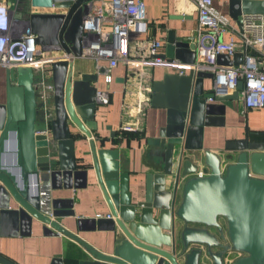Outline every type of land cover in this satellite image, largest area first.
<instances>
[{
	"label": "water",
	"instance_id": "obj_1",
	"mask_svg": "<svg viewBox=\"0 0 264 264\" xmlns=\"http://www.w3.org/2000/svg\"><path fill=\"white\" fill-rule=\"evenodd\" d=\"M86 0H9L14 18L27 8L65 9V12H29L27 23L35 43L61 44L67 54L81 55L82 9ZM264 15V0H229V17L243 31L249 16ZM181 19L183 16H171ZM164 57L193 64L196 49L169 31ZM220 65H239L242 52L220 54ZM54 87L53 114L37 102L32 68L5 69V102L0 104V234L7 229L29 235L33 221L45 235L59 233L76 239L88 259L80 264H264V141L243 139L227 143L238 151L234 163L221 166L220 157L204 149V126L223 123L224 104L206 102L235 99L243 88L238 81L231 94L215 96L204 91L208 71L189 69L186 74L166 73L152 83L150 103L165 107V126L148 144L162 148V167L146 173L139 196L130 190L129 172L121 171L115 148L92 150L95 181L109 209V218H76L79 230H107L114 234L113 252L106 254L67 231L59 219L74 216L71 199H52L53 189L86 185L87 171L79 169L74 152L75 134L91 135L97 129L95 92L98 75L73 77V59L51 64ZM264 136V132L261 133ZM16 145L17 166L7 159V147ZM195 160L208 168L195 174ZM173 177L171 189L168 180ZM183 183L178 201V182ZM138 192V191H137ZM223 219V220H221ZM222 221V222H221ZM0 264H11L0 256ZM52 264H61L54 259Z\"/></svg>",
	"mask_w": 264,
	"mask_h": 264
},
{
	"label": "crops",
	"instance_id": "obj_2",
	"mask_svg": "<svg viewBox=\"0 0 264 264\" xmlns=\"http://www.w3.org/2000/svg\"><path fill=\"white\" fill-rule=\"evenodd\" d=\"M6 1L9 0H0ZM146 20L148 23V35L163 41L160 53L165 52V40L169 31H173L177 37L186 40L197 26L195 6L190 2L181 0H145ZM214 7L229 18V31L223 35V41L231 36L239 38L242 31L237 24L232 23L229 17V0H213ZM65 9L40 8L24 6L22 20L27 21L29 12H65ZM180 15L181 19L171 16ZM240 52V51H238ZM76 59H80L77 65ZM5 69L0 66V104L5 102ZM203 71V70H202ZM188 72V71H187ZM210 72V71H208ZM125 69L118 65L112 71L114 74V87L120 89L123 84ZM166 73H176L169 66H156L150 70L151 83L162 80ZM84 74L98 75L93 61L85 57H76L73 61V77L80 79ZM99 75L97 77V82ZM96 83V88L101 89ZM213 78H204L203 90L212 91ZM122 96H123V87ZM206 102L224 104L223 123L204 126L201 134V143L204 149H209L220 157L221 166L224 168L237 159L238 151L228 149L227 143L247 136L249 141H264V107L260 109H246L240 94L235 99L216 101L206 99ZM115 104V97L110 93L109 103L102 108L96 104L95 120L97 129L91 131L94 140H88L84 134H75L74 152L79 164L78 168L87 171L86 185L71 189H53L50 191L52 199H71V207L74 216H66L59 219L60 224L76 238L100 252L110 254L113 252L114 234L107 230H79L76 218H95L97 215L109 214L102 192L95 181V172L91 165L92 150L115 148L119 151V165L121 171L129 172L130 190L133 195L139 196L140 189L144 185L146 173L157 172L161 169L159 156L162 148L148 144V140L158 136L159 129L165 126L167 111L165 107H155L151 103L145 110L142 126L138 131H120L121 108ZM53 114V108H50ZM16 145L10 143L7 147V159L17 166ZM199 168L208 173V168L200 160H195ZM187 177L180 178L178 182V201L181 198L183 183ZM174 179L171 177L167 182V188L171 189ZM138 191V192H137ZM222 222V221H221ZM230 252L224 259L225 264L231 262L240 254ZM0 256L7 259L11 264H52L54 259L61 260V264H80L88 259L84 247L74 238L58 235H45L41 224L33 221L29 235H21L18 231L7 229L0 234Z\"/></svg>",
	"mask_w": 264,
	"mask_h": 264
},
{
	"label": "built area",
	"instance_id": "obj_3",
	"mask_svg": "<svg viewBox=\"0 0 264 264\" xmlns=\"http://www.w3.org/2000/svg\"><path fill=\"white\" fill-rule=\"evenodd\" d=\"M181 1L190 2L196 10L197 26L186 38L195 45L193 64L162 56L163 41L148 35L145 0H86L81 4L82 49L79 57L93 61L107 87L105 90L96 88L98 105L109 103L112 70L118 65L125 69L120 131H138L142 126L152 94L150 70L161 65L173 68L178 75L186 74L189 69L210 71L215 96L231 94L237 82L242 81L239 94L244 107L255 110L264 107V15L246 17L239 38L231 36L223 41L230 20L214 7L213 0ZM35 38L27 21L14 18L6 1H0V66H30L37 102L46 108L47 116H52L51 64L61 59L74 61L76 57L67 54L60 43L52 47L40 46L35 43ZM238 51L242 52L239 65L216 62L218 55L232 57ZM87 138L94 140L92 135ZM195 174L203 176L207 173L199 168Z\"/></svg>",
	"mask_w": 264,
	"mask_h": 264
},
{
	"label": "rangeland",
	"instance_id": "obj_4",
	"mask_svg": "<svg viewBox=\"0 0 264 264\" xmlns=\"http://www.w3.org/2000/svg\"><path fill=\"white\" fill-rule=\"evenodd\" d=\"M232 23H236L235 21H233L232 20ZM76 61H77V67H78V63H79V61H80V59H76ZM101 63H104V62H101ZM114 70V69H113ZM112 70V71H113ZM112 82L109 84V88H108V91L111 93H113V96L115 97V104H117L118 106H120L119 108H121V102H122V89H121V87H123V84L122 85H120L119 84V87H120V89H117V88H115L114 87V74H112ZM97 85L100 87V85H101V89H103V90H105L107 87H106V84H104L103 83V75L102 74H100L99 75V80H98V82H97ZM99 106H101V108H102V106L103 105H99ZM221 220H223V219H221ZM236 255H238V253H235Z\"/></svg>",
	"mask_w": 264,
	"mask_h": 264
}]
</instances>
